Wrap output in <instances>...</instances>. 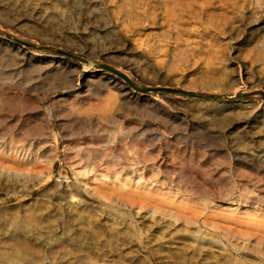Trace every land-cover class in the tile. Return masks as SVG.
I'll return each instance as SVG.
<instances>
[{
  "label": "rangeland",
  "instance_id": "rangeland-1",
  "mask_svg": "<svg viewBox=\"0 0 264 264\" xmlns=\"http://www.w3.org/2000/svg\"><path fill=\"white\" fill-rule=\"evenodd\" d=\"M98 1L106 15L95 0H0V88L39 105L0 117V264H264V85L224 70L264 65V49L224 30L233 0H210L224 32L196 39L128 27L121 0ZM106 19L122 35L90 31ZM194 100L223 103L196 118ZM197 144L217 148L197 160Z\"/></svg>",
  "mask_w": 264,
  "mask_h": 264
},
{
  "label": "bare ground",
  "instance_id": "bare-ground-1",
  "mask_svg": "<svg viewBox=\"0 0 264 264\" xmlns=\"http://www.w3.org/2000/svg\"><path fill=\"white\" fill-rule=\"evenodd\" d=\"M132 2L135 4H133ZM199 2L201 1L199 0ZM204 2L209 3V5H205L206 3ZM191 3H192V0H135V1L134 0H121V3H118V6L119 5L121 6L115 7L116 9H114V12L117 13V16H118L117 18H120L122 22L125 21V24L128 27L129 26L132 27L133 25L136 26L135 24L136 23L138 24V21H140V19L147 21L146 23L144 22L143 26L144 25L149 26V24L153 20L151 25L159 24V26L162 28L161 30L162 35L166 37L183 36L186 38V37H192L194 35L196 39V36H202V35L208 36V34L210 35V33L212 34V32L214 33L218 29L219 30L222 29L218 27V25L221 24L220 21L216 20L218 15L216 17L215 14L216 12L218 13V11L217 9L212 7V6H216L217 4L216 5L213 4L212 1L210 0H203V5L201 3V5H199L200 7L198 8V13L201 12V15L200 17L195 18V15H194L195 7L192 8ZM193 3L195 4V1ZM136 4H140V5L132 7V5H136ZM141 4L144 6H142ZM231 4H232L234 13H232V15L230 16L226 15V18L222 20L223 21L222 26L224 30L228 29V30H231L232 32L233 30L236 31L237 32L236 35L237 37H239V40L243 39V41L241 40L242 43L246 41L245 35L249 34L250 35L249 39L252 40V41L250 40L249 41L252 44H254V46L257 45L258 48L264 49V0H233ZM54 5L59 6L58 4H54ZM94 5L95 6L99 5L101 12H103L106 15L107 9L104 8L102 3H100L98 0H95ZM229 7H230V4H229ZM226 9H223V10H226ZM196 10H197V7H196ZM221 12L219 14H223ZM240 13H242V15ZM153 14L154 16H152ZM206 14L207 16L206 18H204V15ZM228 14L230 13L228 12ZM239 14H240V18L237 20V23H236L235 19L236 17L239 16ZM221 17H223V15H221ZM224 17H225V14H224ZM155 18H158L157 20H159V23L157 20H156L157 22L154 21ZM214 19L216 21H214ZM234 22L236 23L235 25H234ZM215 23H218V25ZM90 31L96 32L95 34L97 35L103 32H106V31L108 32L114 31L118 35H122L119 28L115 24V22L110 19L109 20L106 19L103 23L95 24L94 27H91ZM222 32H224L223 29H222ZM185 40H189V39H185ZM125 46L127 45L125 44ZM131 51L132 49H129L128 47H124L123 45L122 53H124L125 55H133L134 53ZM262 54H264V51L262 52ZM232 61L233 62L231 63L230 67L224 69L225 73L227 74V76L229 77L231 81L232 86L238 87L240 83H249L250 86L264 85V65L263 64L262 66H260L261 65L260 64L259 66L254 67L253 66L254 63L250 65L246 62H242L234 58H232ZM101 77H104V75H100L97 78H101ZM9 88L11 87L8 86V87H3V89L0 88V117L8 109H10V111L12 110V108H17L16 110L18 109L20 110V108H23L25 105H29L30 107L39 106L38 101L36 99L24 97L21 94H19V92L5 93V90L7 89L9 90ZM63 90H64L63 92L66 94H62L63 96L59 97L58 99H54V100L51 99L52 104L62 105L65 102H67L69 100L68 94L73 93L75 90L74 85L70 84V86L69 85L64 86ZM196 101L197 100L192 101L193 105H196L198 108H204L203 110L199 111L196 115H194L196 118L197 117L205 118L206 108H208L210 105L211 106L218 105L221 102V101L209 102V100H202V101H197V102ZM160 108L162 109L161 112L167 113L168 116L170 115L177 116L175 115V113L168 111L169 109L166 107H160ZM44 117H46V115ZM83 117L84 116L82 115L81 120L79 121L76 120V122H79L83 126H91V122L85 118L87 116H85L84 119H82ZM44 125L46 126V124L42 121H40V123H37L31 129H29L28 126L26 125L27 130L29 129V131L28 133H25V134H30L32 130L36 132L43 131ZM231 131L232 129L228 130L227 133H230ZM100 137H101L100 135L97 136V138H100ZM205 138H207L206 140H209L210 139L209 134H207V137ZM251 141L252 140H243L241 142L244 144H238L237 146L228 148V149L231 150L234 156L236 157L241 156L242 154L249 152L248 150L251 149V147L249 146L251 145L250 144ZM133 146L139 149L140 153H142L141 154L142 157L151 159V155L145 149L144 143H140V142L134 143ZM216 148L208 146L206 144L205 145L197 144V145H191L188 148H184V152L185 154L189 153L191 157L198 160V159H202V157L205 156L209 150L211 152L212 150H216ZM226 153L227 152L223 153V157H221L220 155L217 157L218 154L215 156V153L213 156L219 161H227L228 157L229 156L231 157V155L229 153V156H228ZM106 154L108 153L105 151L102 152V155H106ZM97 156L99 155H96L95 157ZM244 170L247 171L246 169H242V170L239 169L237 172V175H241L245 177H253L254 179L257 180V182H260L262 180V178L258 176L257 177L251 176V174L246 173ZM225 184H231V183L227 181ZM139 204L143 206L144 202L140 201Z\"/></svg>",
  "mask_w": 264,
  "mask_h": 264
},
{
  "label": "trees",
  "instance_id": "trees-1",
  "mask_svg": "<svg viewBox=\"0 0 264 264\" xmlns=\"http://www.w3.org/2000/svg\"><path fill=\"white\" fill-rule=\"evenodd\" d=\"M176 92H180V93H186L185 91H176Z\"/></svg>",
  "mask_w": 264,
  "mask_h": 264
}]
</instances>
